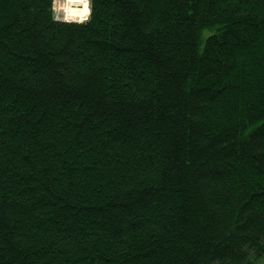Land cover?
<instances>
[{"label": "trees", "instance_id": "obj_1", "mask_svg": "<svg viewBox=\"0 0 264 264\" xmlns=\"http://www.w3.org/2000/svg\"><path fill=\"white\" fill-rule=\"evenodd\" d=\"M0 264H264V0H0Z\"/></svg>", "mask_w": 264, "mask_h": 264}, {"label": "clouds", "instance_id": "obj_2", "mask_svg": "<svg viewBox=\"0 0 264 264\" xmlns=\"http://www.w3.org/2000/svg\"><path fill=\"white\" fill-rule=\"evenodd\" d=\"M53 19L83 24L92 15V0H52Z\"/></svg>", "mask_w": 264, "mask_h": 264}, {"label": "rangeland", "instance_id": "obj_3", "mask_svg": "<svg viewBox=\"0 0 264 264\" xmlns=\"http://www.w3.org/2000/svg\"><path fill=\"white\" fill-rule=\"evenodd\" d=\"M62 22V21H61ZM204 35H206V33H204Z\"/></svg>", "mask_w": 264, "mask_h": 264}]
</instances>
